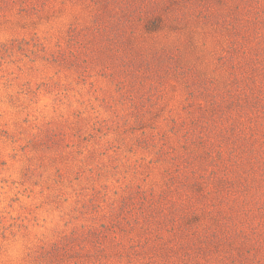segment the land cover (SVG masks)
<instances>
[{"label":"rangeland","instance_id":"rangeland-1","mask_svg":"<svg viewBox=\"0 0 264 264\" xmlns=\"http://www.w3.org/2000/svg\"><path fill=\"white\" fill-rule=\"evenodd\" d=\"M0 264H264V0H0Z\"/></svg>","mask_w":264,"mask_h":264}]
</instances>
